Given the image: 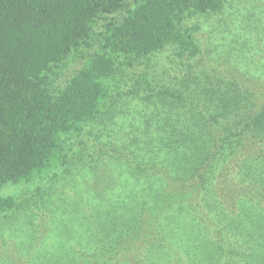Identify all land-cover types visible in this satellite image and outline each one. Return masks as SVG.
I'll use <instances>...</instances> for the list:
<instances>
[{
  "label": "trees",
  "instance_id": "1",
  "mask_svg": "<svg viewBox=\"0 0 264 264\" xmlns=\"http://www.w3.org/2000/svg\"><path fill=\"white\" fill-rule=\"evenodd\" d=\"M233 1L0 0V188L43 179L64 163L62 136L77 133L84 123L106 115L112 103L109 80L115 88L122 81L117 70L121 74L126 67L143 64L138 73L149 89L141 94L132 85L136 87L133 96L150 103L169 100L187 110L185 116H174L172 121L173 141L186 150L187 176L186 169H164L163 189L151 202L138 205L131 230L125 228L109 243L97 238L93 248L71 264H142L141 247L151 240L170 249L157 223L167 208L181 203L194 211L208 232L217 233L227 264L242 263L234 247L237 242L228 232L229 221L223 217L220 224L217 218L223 204L264 205V182L260 180L264 173V99L258 97L259 105L253 109L252 94H235L223 86L214 88L211 95L200 91L207 104H199L162 83L153 89L146 70L151 63L157 65L153 57H163L166 66L177 65L186 83L194 81L189 88L194 96L203 70L197 30L215 36L231 26L246 36L235 46L238 55H243L240 60L257 66L258 51L252 46V40L258 41L256 30H262L257 10L248 11L241 24H233L228 21ZM98 21L101 29L95 30ZM249 48L245 54L243 50ZM72 53L81 58V66L62 86L51 88L46 73L65 63ZM255 89L264 93V81ZM247 102L249 110L244 113ZM203 150L206 154L200 156ZM17 207L15 197L0 196V215Z\"/></svg>",
  "mask_w": 264,
  "mask_h": 264
},
{
  "label": "rangeland",
  "instance_id": "2",
  "mask_svg": "<svg viewBox=\"0 0 264 264\" xmlns=\"http://www.w3.org/2000/svg\"><path fill=\"white\" fill-rule=\"evenodd\" d=\"M251 1L234 0L229 4L228 21L241 24L248 11L257 10L258 28L262 29L256 30L257 43L252 40L258 51L254 58L257 66L245 58L240 60L243 55H238L235 46L246 39L240 30L231 26L214 36L201 28L196 36L202 41V83L195 95L189 94L194 81L186 83L178 75L177 65L166 66V59L157 55L153 57L157 65L151 63L146 69L148 81L151 76L150 86L156 90L162 83L179 89L199 104L205 102L200 91L211 95L214 88L226 86L235 94H252L255 99L251 106L257 107L258 97L264 99V93L255 89L264 81V0ZM94 29H101V21ZM250 48L243 50L245 54ZM81 64V58L72 53L65 63L52 66L46 73L49 86H62ZM128 68L121 74L117 70L122 81L116 88L109 80L112 103L106 115L96 122L84 123L77 133L62 136L63 164L43 179L0 188V196L11 195L18 202L17 208L0 215V264L75 262L82 252L93 248L97 238L109 243L125 228L131 230L130 221L138 205L151 202L163 189L164 169L181 171L189 166L184 161L186 150L173 141L176 131H172L173 117H183L187 110L169 100L150 103L135 98L133 89L137 87L139 93L145 94L149 88L139 77L143 64ZM249 105L247 102L244 106V113ZM206 151H199L200 156ZM260 180L264 182V173ZM221 208L217 222L223 224V217L229 221L228 232L237 242L234 247L241 264H264V205L235 201ZM157 228L171 247L153 240L145 242L139 253L142 264H227L217 233L208 232L187 204L167 208Z\"/></svg>",
  "mask_w": 264,
  "mask_h": 264
}]
</instances>
